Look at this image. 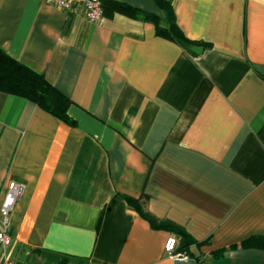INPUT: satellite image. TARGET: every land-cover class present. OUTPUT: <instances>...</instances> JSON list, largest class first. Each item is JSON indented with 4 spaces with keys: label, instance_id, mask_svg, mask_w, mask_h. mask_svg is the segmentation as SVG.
Wrapping results in <instances>:
<instances>
[{
    "label": "crops",
    "instance_id": "0c3cea01",
    "mask_svg": "<svg viewBox=\"0 0 264 264\" xmlns=\"http://www.w3.org/2000/svg\"><path fill=\"white\" fill-rule=\"evenodd\" d=\"M166 1L189 43L154 0L96 24L0 0V50L71 120L0 92V204L23 186L0 264H264V0Z\"/></svg>",
    "mask_w": 264,
    "mask_h": 264
},
{
    "label": "trees",
    "instance_id": "16d2710c",
    "mask_svg": "<svg viewBox=\"0 0 264 264\" xmlns=\"http://www.w3.org/2000/svg\"><path fill=\"white\" fill-rule=\"evenodd\" d=\"M157 6L166 11V27L154 16L143 14L151 21L156 34L171 38L182 44L189 43L180 33L175 24L173 10L166 0H154ZM104 6V5H103ZM115 9L128 12L132 15H142L140 12L120 4ZM0 92L21 97L44 110L46 113L64 121L70 122L67 114L70 101L54 86L46 81L43 75L38 74L20 64L0 50ZM176 252V251H175ZM177 253V252H176Z\"/></svg>",
    "mask_w": 264,
    "mask_h": 264
},
{
    "label": "built area",
    "instance_id": "2783aa9c",
    "mask_svg": "<svg viewBox=\"0 0 264 264\" xmlns=\"http://www.w3.org/2000/svg\"><path fill=\"white\" fill-rule=\"evenodd\" d=\"M46 3L56 7L68 15H76L83 12L87 21L96 24L103 19V4L106 0H44ZM23 192V186L16 182H9L6 187L4 198L0 204V248L8 247L11 244V237L8 233L10 214L15 203ZM174 241L171 249L168 248L169 241ZM177 241L174 237H169L164 243V253L167 257L175 261H186L185 255L175 252ZM4 264H14L11 260H6Z\"/></svg>",
    "mask_w": 264,
    "mask_h": 264
},
{
    "label": "clouds",
    "instance_id": "9594fccd",
    "mask_svg": "<svg viewBox=\"0 0 264 264\" xmlns=\"http://www.w3.org/2000/svg\"><path fill=\"white\" fill-rule=\"evenodd\" d=\"M170 242H171V243H170ZM173 244H174V241H171V240H170V241H169V244H168V248L171 249L172 246H173Z\"/></svg>",
    "mask_w": 264,
    "mask_h": 264
},
{
    "label": "water",
    "instance_id": "95a60500",
    "mask_svg": "<svg viewBox=\"0 0 264 264\" xmlns=\"http://www.w3.org/2000/svg\"><path fill=\"white\" fill-rule=\"evenodd\" d=\"M192 50H193V51H196V50H198V48H192Z\"/></svg>",
    "mask_w": 264,
    "mask_h": 264
},
{
    "label": "snow or ice",
    "instance_id": "6c2138e0",
    "mask_svg": "<svg viewBox=\"0 0 264 264\" xmlns=\"http://www.w3.org/2000/svg\"><path fill=\"white\" fill-rule=\"evenodd\" d=\"M171 243V242H170Z\"/></svg>",
    "mask_w": 264,
    "mask_h": 264
}]
</instances>
